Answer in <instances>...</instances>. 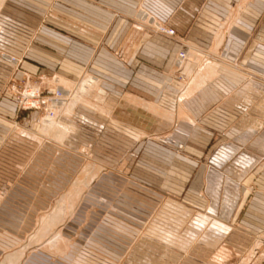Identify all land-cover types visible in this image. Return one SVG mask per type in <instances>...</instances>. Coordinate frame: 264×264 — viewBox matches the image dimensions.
<instances>
[{"label":"crops","instance_id":"0c3cea01","mask_svg":"<svg viewBox=\"0 0 264 264\" xmlns=\"http://www.w3.org/2000/svg\"><path fill=\"white\" fill-rule=\"evenodd\" d=\"M263 18L264 0H0V89L15 75L48 93L68 92L55 112L58 131L65 132L40 134L35 126L44 114L21 112L24 122L39 120L34 132L8 133L0 143V264L22 263L28 248L42 244L73 213L93 177L131 169L144 137L181 153L161 182L150 180L160 186L154 190L166 199L185 192L184 202L193 206L203 205L198 190L214 146L237 140L255 157L252 173L241 178V209L233 223L223 233L179 240L173 254L177 264H264ZM158 26L175 35L159 33ZM180 51L187 58L177 66ZM7 57L17 60L16 70ZM87 80L93 81L80 93ZM97 89L105 92L101 103L94 100ZM17 113L10 96L0 99L1 123ZM36 149L37 158L55 154L49 177L36 173L42 168L36 157L26 169ZM78 182L72 204L65 203L37 236L42 220ZM14 196L18 202L27 198V207L3 204ZM45 254L48 264L58 263Z\"/></svg>","mask_w":264,"mask_h":264},{"label":"rangeland","instance_id":"374dc122","mask_svg":"<svg viewBox=\"0 0 264 264\" xmlns=\"http://www.w3.org/2000/svg\"><path fill=\"white\" fill-rule=\"evenodd\" d=\"M160 27L158 26L157 29ZM9 65L16 70L17 65L11 63ZM27 83L40 86L34 81H22L16 79L15 75L11 76L5 88L0 89V99L10 96L18 109L15 99ZM78 89L74 90V96L78 94ZM42 90L47 93V90L43 88ZM99 90L103 93H99ZM67 93L64 94L65 97ZM104 96L105 92L97 89L94 100L96 103H101ZM78 97L76 95L74 99L77 100ZM60 107L56 108L55 112ZM18 111L16 118L3 120L6 124L0 122V143L8 133L18 134L22 129L34 132V125L39 123V120L27 117L28 119L24 122L20 118L25 114L21 112L31 111L19 109ZM43 119L48 117L45 116ZM43 119L35 126V129L40 134L46 135L49 131L43 126ZM52 121L55 127L59 126L57 115ZM58 132L54 131L55 134L60 133ZM148 142L159 147L158 151L149 149L148 146L151 148L152 145ZM170 142L178 143L174 138ZM141 144V149L132 156L134 158L132 168L103 170L93 177L83 188L73 213L54 232L47 234L42 244L28 248L24 256L25 260L35 258L36 253L47 252L54 257L57 264H177V257L173 252L178 251L176 245L179 240L192 241L197 236L202 239L214 232H225L227 229L225 225L229 227L228 224L233 223L236 211L241 209V178L245 172L252 173L256 164L255 157L248 154L237 140H226L214 146L207 154L211 164L205 168L198 190V194L203 199V205L193 206L187 200L184 202L185 192L180 196L172 195L166 199L153 188L160 186L156 184L153 186L150 181L154 178L161 182L162 176L171 171L169 166L176 163L175 160H178L176 156H181V153L156 139L150 140L144 137L139 140L138 146ZM37 155H40V152L36 149L31 154L27 170L28 167L33 166ZM54 156L55 154L49 152L42 153L37 158L42 168L35 169L36 173L38 171L41 172L42 177H49L53 170L50 162ZM249 157L253 160L250 161ZM161 164H163L162 168H160ZM230 166L237 173L235 177L227 171V167ZM191 180H194V177ZM45 186L48 187V183ZM189 186L190 182L186 186V191ZM15 187L11 186L9 189L12 190ZM79 187V182L75 183L74 189L70 192L73 194L67 200L60 201L52 215L42 220L44 225L39 230L40 233L37 232V236H42L47 231V225L52 224L57 215L62 212L65 203L72 204L71 200L77 195ZM15 198L17 197L14 196L3 204L7 207L12 205L11 208L19 207L17 204L27 207L25 205L27 198L20 199L19 202L14 201ZM51 203L54 202L48 203L49 206L41 211V216L50 212ZM34 219L35 221L32 222ZM36 219L31 217V223H36ZM169 242H175L172 245L174 248H169L173 254L171 256L168 254L169 249H166ZM44 244L46 247H43ZM164 246L166 248H163ZM167 255L169 263H167Z\"/></svg>","mask_w":264,"mask_h":264},{"label":"built area","instance_id":"2783aa9c","mask_svg":"<svg viewBox=\"0 0 264 264\" xmlns=\"http://www.w3.org/2000/svg\"><path fill=\"white\" fill-rule=\"evenodd\" d=\"M157 31L168 37L175 35V31L173 29H169L164 26L158 28ZM185 60L186 52L180 51L176 57L175 64L177 66H181ZM7 61L11 64L18 65L17 60L13 57H8ZM63 95L64 93L60 88L54 89V92L52 93H46L40 86L27 83L24 84L21 92L15 100L19 110L41 112L45 116L54 117V109L60 107L65 101ZM49 260V255L39 252L36 253L35 258H32L31 260L26 259L20 264H48Z\"/></svg>","mask_w":264,"mask_h":264},{"label":"bare ground","instance_id":"6f19581e","mask_svg":"<svg viewBox=\"0 0 264 264\" xmlns=\"http://www.w3.org/2000/svg\"><path fill=\"white\" fill-rule=\"evenodd\" d=\"M143 15V14H142ZM92 81L93 80H87V81H85L84 82V84H82V88L80 89V93H85L86 91H87V89H88V86H90L89 85V83H92ZM34 89V88H33ZM32 89V90H33ZM63 91V90H62ZM100 91V90H99ZM63 93L65 94L66 92H64L63 91ZM99 93H103L102 91H100ZM64 96V99H65V101L63 102V104L66 102V97H65V95H63ZM62 104V105H63ZM58 108V107H57ZM56 109V108H55ZM55 109H54V113H55ZM45 116V115H44ZM47 116V115H46ZM48 117V119H44L43 120V126H45V128L47 129V131H50L51 133L52 132H54V131H58V130H60L61 128H59L58 129V127L56 126H54L53 124L54 123H52V122H54V121H52V119H56V113H55V116L54 117H49V116H47ZM56 129V130H55ZM62 131H64V130H62ZM62 131L60 132V133H62ZM65 132V131H64ZM217 225H221L220 223H217Z\"/></svg>","mask_w":264,"mask_h":264}]
</instances>
